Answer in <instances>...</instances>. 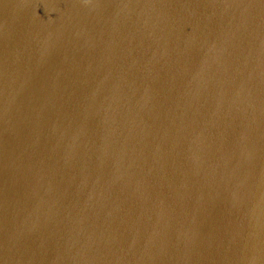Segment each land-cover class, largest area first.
I'll return each instance as SVG.
<instances>
[{
  "label": "water",
  "instance_id": "water-1",
  "mask_svg": "<svg viewBox=\"0 0 264 264\" xmlns=\"http://www.w3.org/2000/svg\"><path fill=\"white\" fill-rule=\"evenodd\" d=\"M0 264H264V0H0Z\"/></svg>",
  "mask_w": 264,
  "mask_h": 264
}]
</instances>
